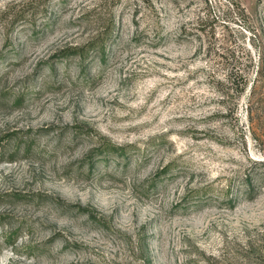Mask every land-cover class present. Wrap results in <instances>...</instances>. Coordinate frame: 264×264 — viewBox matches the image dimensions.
<instances>
[{"label": "rangeland", "instance_id": "rangeland-1", "mask_svg": "<svg viewBox=\"0 0 264 264\" xmlns=\"http://www.w3.org/2000/svg\"><path fill=\"white\" fill-rule=\"evenodd\" d=\"M0 0V264H264V0Z\"/></svg>", "mask_w": 264, "mask_h": 264}, {"label": "trees", "instance_id": "trees-1", "mask_svg": "<svg viewBox=\"0 0 264 264\" xmlns=\"http://www.w3.org/2000/svg\"><path fill=\"white\" fill-rule=\"evenodd\" d=\"M176 1V0H175ZM219 7H221L222 9V13L221 16L219 17L220 20L222 21H227L228 19H230L232 16V14L237 12L241 13V9L239 8V6L230 0H223V2H217Z\"/></svg>", "mask_w": 264, "mask_h": 264}]
</instances>
